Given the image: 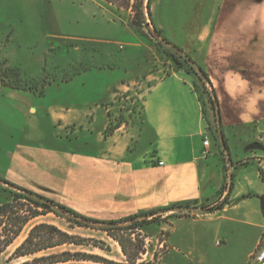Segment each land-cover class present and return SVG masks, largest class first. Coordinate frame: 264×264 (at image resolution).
Returning <instances> with one entry per match:
<instances>
[{"label":"crops","instance_id":"obj_1","mask_svg":"<svg viewBox=\"0 0 264 264\" xmlns=\"http://www.w3.org/2000/svg\"><path fill=\"white\" fill-rule=\"evenodd\" d=\"M196 1L195 16L183 28L182 37L164 36L162 22L154 17L153 24L167 40L166 45L180 48L206 72L217 101L220 128L246 137L243 157L236 154L232 160L220 131V139L213 137V110L199 97L196 75L172 64L163 67L167 72L162 76V68L152 71L147 41L121 19L133 38L126 45L145 48L149 65L117 83L106 100L75 101L74 97L65 100L67 97L55 95L46 99L47 93H61L64 86L76 82L82 71L47 81L41 93L0 83V122H5L6 133L12 136L17 132L19 113L25 117L22 140L15 141L4 157L0 155V203L7 200L10 190L21 188L99 221L153 211L168 215L172 208L160 210L173 204L196 207L198 210L173 220L162 240L165 253L156 264H162L167 251L182 243L188 251L183 258L191 262H205L207 244L216 249L215 264L247 262L264 229V180L258 169L264 160V146L258 132L254 130L252 140L245 132L246 126L264 124V0ZM153 4L151 0L152 16ZM103 9L117 17L110 8ZM126 45L117 49L124 50ZM92 50L106 61H94L83 71H113L109 60L126 65L125 53L117 58L108 48L100 53ZM12 61L11 67L23 60ZM140 80L147 85L138 96L140 116L133 119L138 122L126 130L121 123L104 135L110 109L107 103L113 100L114 91ZM67 131L90 147H56L34 139L47 134L63 143L69 140ZM204 136L209 138L206 154ZM230 172L234 179L229 188ZM223 199L226 203L219 210L200 209ZM176 232L175 243L170 237Z\"/></svg>","mask_w":264,"mask_h":264},{"label":"rangeland","instance_id":"obj_2","mask_svg":"<svg viewBox=\"0 0 264 264\" xmlns=\"http://www.w3.org/2000/svg\"><path fill=\"white\" fill-rule=\"evenodd\" d=\"M97 2L100 5L93 0H0V71L15 69L21 80L25 84L35 87L36 91L43 90L44 83L47 81L65 79L73 73L82 71V74L76 75V82L64 86L61 93H55V91L47 93L46 99L50 100L59 96L67 97L65 100H71L70 97H74L75 101H78L79 98L106 100L117 83L126 81L132 71L146 69L149 65L148 53L145 48L137 49L126 45V43L132 42L133 38L125 30L121 19L127 21L128 25L147 41L152 52V71L162 68L159 73L162 76L167 72L165 71L167 69H163V67L169 68L170 64L177 67L172 55L174 52L180 53L166 45L168 43L164 36L179 35L182 37L185 35L184 29L187 22L195 16L198 1L154 0L155 13L153 16L152 13L151 16H148L146 8H144L145 22H141L137 18L134 19L138 24L136 29L130 25L132 14L129 10L116 12L112 10L117 15V17H112L103 9L104 5L98 0ZM152 17L156 21L162 22L165 28L164 36L153 24ZM197 19L198 17L195 20L197 21ZM157 30L160 31V34ZM180 31L182 34L179 33ZM120 44L126 45L124 50L117 49ZM103 48L112 50L117 58L125 53L126 65L121 66L119 61L109 60L108 62L114 65L113 71L98 70V68L83 71L84 67L90 66L94 61L97 64L105 63V57L94 54L92 50L95 49L100 53ZM181 57L188 63L187 59L182 55ZM188 58L194 61L190 55ZM13 59H22L23 61L17 65L14 63L15 65L13 64L14 66L11 67L9 62H13ZM167 61L168 63H166ZM208 81H198L196 85L204 88L210 96L215 97L214 90ZM82 82L83 84H81ZM146 85V82L140 80L114 91L113 100L107 103L110 109L107 115L108 125L103 130L104 135L111 133L121 123L124 124L122 130H126L133 126V122H138L133 119H139L138 96ZM24 122L25 117L19 113L16 120L17 132L12 136L6 133L5 122H0V155L2 157L15 141L22 140L20 129L24 126ZM213 127L215 139H220L219 130L223 133L232 160L235 159L236 154L243 157L246 151L244 147L246 137L235 134L233 129L220 128L217 116L213 118ZM254 130L262 137L261 144L264 146V124L259 123L258 128L252 125L246 126L245 132L250 140L254 136ZM81 135L84 136V132ZM68 136L69 140L63 143L52 140L47 134L35 136L34 139L36 143H44L49 146L71 149L90 147L73 138L74 136L70 132H68ZM257 151L261 152L259 149ZM258 169L264 179V160ZM10 197L9 195L8 198L10 199ZM11 205L10 215L0 214V246L7 237L11 236L19 216L21 218L35 209L32 203L24 199L12 200ZM37 210L42 213L30 218L12 242L3 247L0 252V264H20L25 260H32L34 257L63 251L94 254L112 261V264H138L140 262L156 264L157 258L165 253L166 246L162 240L167 238L173 220L183 215L186 216L189 212L171 210L168 215L166 212H160L123 220L127 218L125 217L113 222L89 221V223H85L83 220L81 222L85 225H77L72 221L77 217L69 211L57 215L53 212L43 213L45 211L41 208ZM38 223L52 224L68 234L88 241H85L84 244H63L32 255L14 257L12 254L15 248L24 240L29 229ZM109 223H114V225L104 226ZM104 228H111V230L106 231ZM178 234L179 232L174 233L170 240L172 239V242L176 243ZM117 239L122 241L126 252L122 250ZM207 245L205 249L208 255L203 264H215L213 258L216 249ZM187 253L184 243L179 246L176 244L175 250L171 248L167 251V256L162 259V264H202L196 262L195 259L194 262H191V259L183 258L187 256ZM190 256L194 257V254ZM54 264L111 263L92 259H71Z\"/></svg>","mask_w":264,"mask_h":264},{"label":"trees","instance_id":"obj_3","mask_svg":"<svg viewBox=\"0 0 264 264\" xmlns=\"http://www.w3.org/2000/svg\"><path fill=\"white\" fill-rule=\"evenodd\" d=\"M102 5L105 7L110 8L111 10L116 11H127L129 10L132 14V19L130 21V25L132 27L138 28V24L135 23L134 19H139L141 22H145V14H144V8H146L148 16H151V11H150V2L151 0H98ZM145 4V5H144ZM157 32L160 34V31L157 30ZM180 49V48H179ZM176 56V57H175ZM173 61L176 62L177 67H184L185 70L193 73L196 75L198 81L202 82V80L208 81V77L206 72L199 67V72L197 73L196 70L190 66L182 57L180 54L177 52H174V55H172ZM209 82V81H208ZM0 83L3 85H6L10 88L14 89H29V90H36L35 87L31 85L25 84L23 80H21L19 73L15 69H6L0 71ZM197 91L199 92V97L200 99L204 102H208L210 108L213 110L214 116H216V109L217 108V101L214 96H210L207 91L204 90V88H200L199 85H196ZM39 93L42 92V90L37 91ZM220 131V130H219ZM221 135V140L223 146L226 148V143L223 137V133L220 132ZM243 163V162H241ZM261 176V175H260ZM263 179V177L261 176ZM229 188L232 186V182L234 179V174L233 172L230 173V178H229ZM264 180V179H263ZM18 190H10L9 195L11 196L10 199L7 198V200L3 201L0 203V214H9V209L11 208V201L12 200H18V199H24L30 203L33 204L35 209H33L29 214L22 216L17 221V224H15L14 230L11 232V236L7 237L4 242L2 243V246H0V252L3 250V247L7 246L12 242V240L19 234V232L22 229V226L32 217H35L39 215L42 212H39L37 209L41 208L45 212H53L57 215L62 214L63 212H70L75 217H77L75 220H72L74 223L77 225H85L82 224L81 221L86 220L90 222H103L91 218H86L81 215L76 214L75 212L65 208L64 206H61L59 204H56L50 200H47L43 197L37 196L40 198V200L34 199L29 197L28 195L25 194L27 193H32L30 191L17 188ZM250 194H247L245 196H249ZM226 203V200L223 199L220 202H215L214 204L211 205H201L200 209L203 212H212L215 210H219L223 207V205ZM179 206L178 204H173L171 207L163 208L160 211H165L170 208H174ZM156 214L155 211L153 212H147L143 214H134L131 216H127V218L123 220H129V219H135L140 216H147V215H153ZM113 222V221H112ZM113 229V228H112ZM104 230L109 231L111 228H104ZM85 240L84 238H80L77 236H74L72 234H68L65 231L60 230L56 226L52 224H47V223H38L33 225L24 240L15 248L13 252L14 257H23V256H28L32 255L36 252L43 251L49 248H53L59 245L63 244H84ZM119 245L121 246L122 250L124 252V245L122 241L118 240ZM71 259H92V260H100L106 263H113L110 260H107L103 257L94 255V254H89L85 252H69V251H63L60 253H49L45 255H41L38 257L32 258V260H25L24 262L20 264H54V263H59V262H65ZM138 264H142L141 262Z\"/></svg>","mask_w":264,"mask_h":264},{"label":"built area","instance_id":"obj_4","mask_svg":"<svg viewBox=\"0 0 264 264\" xmlns=\"http://www.w3.org/2000/svg\"><path fill=\"white\" fill-rule=\"evenodd\" d=\"M203 146V154H206L209 147L208 136L203 137ZM247 264H264V229L258 238L255 249L251 254L250 260L247 262Z\"/></svg>","mask_w":264,"mask_h":264},{"label":"water","instance_id":"obj_5","mask_svg":"<svg viewBox=\"0 0 264 264\" xmlns=\"http://www.w3.org/2000/svg\"><path fill=\"white\" fill-rule=\"evenodd\" d=\"M173 48L175 50H177L185 59H187V61L190 64V66H192L197 72H199V67H197V65L195 64V62L193 60L188 58V55H186V53H184L181 49L177 48L176 46H173ZM216 116H217V120L219 121V112H218L217 109H216ZM25 194L28 195L31 198L40 200L39 197H37L36 195H34L32 193L25 192ZM172 210H175V211H191V210H198V208L189 207V206H177V207L172 208ZM84 222L85 223H89V221H86V220ZM111 225H114V223L104 224V226H111Z\"/></svg>","mask_w":264,"mask_h":264}]
</instances>
